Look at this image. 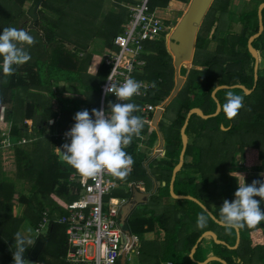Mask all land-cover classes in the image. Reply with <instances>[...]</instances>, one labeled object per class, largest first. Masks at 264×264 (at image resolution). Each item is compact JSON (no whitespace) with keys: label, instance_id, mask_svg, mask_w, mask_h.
<instances>
[{"label":"trees","instance_id":"1","mask_svg":"<svg viewBox=\"0 0 264 264\" xmlns=\"http://www.w3.org/2000/svg\"><path fill=\"white\" fill-rule=\"evenodd\" d=\"M33 1L37 0H0V34L5 27H16L29 32L35 39L34 45H25L31 55L30 61L22 66H14L15 72L8 77L0 70V109L3 113L0 116V128L9 125L7 133L0 135V146L8 138L15 155L12 178L4 174L0 165V264H13L11 248L15 234L21 233L22 221L26 219L35 229L42 221L44 212L50 218L45 227L46 232L33 239L34 242L38 239L43 241L44 245L36 257L30 255V247L25 258L34 264H65L62 260L66 241L64 226L55 221V218L56 214L66 213L65 205L76 196L80 176L74 168L67 169L66 162L59 159L56 146H60L63 151V144L69 141L63 140L62 134L57 135L54 131L66 129V121L74 119L75 114L83 109L77 104L82 99L78 97L79 99L74 100L64 96L59 85L61 80L77 81L85 91L83 97L93 91L101 93L100 85L109 71L102 60L95 74L87 73L91 54L87 51L89 33L86 30L89 21L83 17L84 9L82 12L78 11V19L73 22L78 25L75 27L70 22L68 26L66 9L72 0H56L60 7L54 6V0H42L37 9L38 18L33 27L29 28V24H23L21 20L28 16V5ZM169 1L149 0V7L151 10L156 6L165 7ZM263 1H246L250 5L236 13L241 23L238 33L229 29L232 21L225 16L231 13L229 5L232 0L212 1L199 26L194 45L192 64L201 68L186 71L184 67H180V73L186 75V79L172 97L179 101L176 117L165 134L161 129L162 121L158 123L164 135V156L159 160H152L153 163H149L150 172H146L142 165L145 153H136L140 137H134L125 149L134 159L131 172L126 178H141L145 182L146 191H149L144 207L134 212V226L142 233L153 231L154 226L158 225V232H164L163 239L158 237L152 241H144L141 253L147 262L199 264L210 254L220 257L225 263L211 260L206 264H237V260L242 264H264V221L238 230L239 243L236 247H233L237 239L236 230L228 231L218 222L224 200L233 201L238 190L228 173V166L235 153H240L242 162L250 161L253 164V172L245 178L246 183L264 180V176L260 175L264 173V7L261 11L263 30L251 42L259 58L255 84L254 57L247 46L248 38L258 30L257 10ZM126 3L134 1L114 0L120 11L116 15H108L100 29L104 44L110 48L114 47L112 40L115 35L124 30L119 17L124 14V21L128 18L129 12L123 7ZM47 11L55 13L57 18L49 17ZM215 23L213 35L209 39V31ZM70 29L74 30L75 37L69 33ZM220 30L225 31L223 37H218ZM212 42L215 44L214 48L210 47ZM143 48L148 50L144 59V73L134 75L150 82L155 81L156 88L152 89L146 101L157 104L169 96L174 87L172 56L165 46L164 38L158 41L148 40ZM199 53L206 54L203 62L198 59ZM189 61L190 59L184 60L183 64ZM222 84H241L250 89V92L246 93L239 87L219 89L215 92L220 103V110L216 115L207 118L195 112L190 115L185 128L189 138L183 163L175 174L173 190L176 194L190 195L198 202L175 198L173 203L165 204L164 195L171 197L169 182L182 147L180 128L185 117L192 108H199L205 115L214 113L217 103L211 92ZM229 90L243 96L244 104L232 119L226 117L221 107ZM132 103L141 106L137 101ZM37 109L40 111L37 112ZM134 114L139 115L138 112ZM27 121H30V126ZM147 129L145 124L141 134L146 133ZM156 137V132L152 131L147 145H152ZM21 139L33 141L24 146L22 144L26 142L20 144ZM29 145L31 147L26 149ZM6 160L7 156H4V161ZM183 168L189 170L184 176L180 173ZM150 176L160 184L153 187ZM20 181L21 190L18 187ZM162 181H165L163 186ZM26 187L27 193L24 192ZM161 188L166 189V194ZM156 190L160 193H155ZM17 203L24 205L23 216L20 215L22 217L15 214L14 207ZM205 207L208 222L204 228H199L197 217L204 212ZM261 207L264 209V201H261ZM144 225L147 227L144 228ZM206 230L216 232L217 239L223 242H216L209 237L212 248L205 251L201 246L202 238L190 257L192 247ZM149 243H153L151 250L146 246ZM47 245H50L49 249ZM147 262L145 263L150 264Z\"/></svg>","mask_w":264,"mask_h":264},{"label":"clouds","instance_id":"2","mask_svg":"<svg viewBox=\"0 0 264 264\" xmlns=\"http://www.w3.org/2000/svg\"><path fill=\"white\" fill-rule=\"evenodd\" d=\"M34 43V37L24 29L16 27L3 29L0 34L2 58L0 70L5 77L15 72L14 66H22L31 60L25 45L32 46ZM116 69L117 62L107 77L109 84L105 87V94H115L117 101L122 103L110 101L107 111L95 108L91 113L87 109L78 111L74 116L75 124L65 133L71 142L63 144V151L57 148L62 160L82 177L95 178L106 171L116 178L124 179L130 174L134 164L133 157L125 149L132 143L134 137H140L146 122L141 116L134 114L141 111L140 106L126 101H131L134 96L140 94L142 87L146 90L149 85L131 77H126L122 83L117 84L114 82ZM150 86L156 88L155 81ZM221 107L226 117L232 119L244 107L243 96L229 90ZM231 175L238 179L239 187L234 194L235 200L230 202L225 199L220 207V223L226 230L232 231L245 226L252 227L264 221V209L261 207V201H264V180H254L248 184L243 175L237 172H232ZM260 175L264 176V173ZM206 213L205 207L204 212L198 214L199 228L207 225ZM36 241L17 232L11 248L13 264H30L25 258V253ZM237 264L242 262L237 260Z\"/></svg>","mask_w":264,"mask_h":264},{"label":"built area","instance_id":"3","mask_svg":"<svg viewBox=\"0 0 264 264\" xmlns=\"http://www.w3.org/2000/svg\"><path fill=\"white\" fill-rule=\"evenodd\" d=\"M129 11V19L124 25L123 32L115 35L112 40L114 47L107 49L103 61L109 69L107 77L117 62L115 83L120 84L126 77H131L149 85L146 90L142 87L140 94L131 100L142 101L140 113L145 122L151 123L150 113L153 114L157 109L163 110L166 106L165 98L157 104L147 102L145 99L150 96L153 89L150 86L152 82L140 79L134 73L141 72L146 64L142 56L144 43L148 40H157L161 34L167 33L170 26L150 9L149 0L136 2L129 6ZM107 77L100 85L102 95L100 109H103L105 87L109 84ZM65 133L62 134V139L70 143ZM79 176L80 186L75 190L76 196L65 205L66 213L55 218V221L64 226L66 237L64 262L120 264L122 253L126 257L128 253L134 251L137 239L126 232L120 224V210L129 201L130 195L114 196L113 191L120 185L129 188L134 186L142 191L145 188L144 183L142 181L126 183L106 171L95 178L82 177L80 174ZM46 217L47 214L44 212L42 221L35 228L38 234L48 226L49 221Z\"/></svg>","mask_w":264,"mask_h":264},{"label":"rangeland","instance_id":"4","mask_svg":"<svg viewBox=\"0 0 264 264\" xmlns=\"http://www.w3.org/2000/svg\"><path fill=\"white\" fill-rule=\"evenodd\" d=\"M56 0H54L55 2ZM77 1V2H76ZM72 0L67 9H66V14H67V23H68V26L70 25V21L73 20V19H77L76 17V13L73 11V8L74 7H84L83 6V2L84 0ZM86 1V0H85ZM141 0H135V3L136 2H140ZM190 1V0H189ZM246 1H249V0H232V3H230L229 5V10H231V13H228L226 14V19H230L232 21V24H231V27H229V29L234 32V33H238L239 30H240V27H241V23L239 22V18H238V14L236 13H239L242 9H246L248 5L250 4H247ZM103 4H104V0H102ZM32 2L29 3L28 7L30 6ZM189 3V2H188ZM188 3H182L180 4L179 6V9L177 11V14L176 15H173V16H165V14L167 13V10L164 9V7H160V6H156L154 9V12L157 11V13L159 15H161V17H165L170 20H173L176 22L178 20V18L182 16V12L184 11L185 7L187 6ZM114 4V3H112ZM54 6H58L60 7V4L59 3H56L54 4ZM105 6H108L107 4H104V7ZM253 6V5H252ZM114 7L117 8L118 6L116 4H114ZM84 12H83V15H85L84 17H86L89 9L84 7ZM106 9V8H105ZM209 9V8H208ZM208 11V10H207ZM86 13V14H85ZM164 13V14H163ZM236 14V15H233ZM47 15H49V17H52V18H57V15L51 11H47L46 12ZM106 15V16H105ZM181 15V16H180ZM105 16V18L108 16V13H100L99 17L100 18H103ZM158 16V15H157ZM159 17V16H158ZM160 17V18H161ZM162 17V18H163ZM104 18V19H105ZM179 18V20H180ZM178 20V21H179ZM127 19L124 21L126 22ZM30 22V18L27 16V17H24L22 20H21V23L23 24H29ZM202 23V22H201ZM97 24H99L97 22ZM73 26H77L78 24H72ZM201 25V24H200ZM62 27H65L64 25L61 24ZM176 26V25H175ZM216 26V23L213 25V27L210 29L209 31V39L211 37V35H213V31H214V27ZM223 26V25H222ZM84 27V26H83ZM73 29H70L69 33L72 34L71 36L72 37H75L73 35ZM87 31V30H86ZM92 34V33H91ZM165 34V33H163ZM163 34H161L158 38V39H162L163 38ZM225 34V31L224 30H220V32L218 33V37H223V35ZM169 35L166 36V40L164 39L165 41V46L167 48V50L169 51ZM156 40V41H157ZM66 45H68V43H66ZM214 43L212 42L210 44V47L211 48H214ZM68 47H70V45H68ZM71 48V47H70ZM194 50H195V47H194ZM170 52V51H169ZM102 53H105V50L104 52L100 50L98 51V54H102ZM257 53V52H256ZM171 54V53H170ZM200 54V53H199ZM80 56V54H79ZM172 56V55H171ZM193 58V56H192ZM206 58V54L205 53H201L199 56H198V59L199 61H202ZM192 63V59L190 60V63L188 65H185V66H181V67H184L186 71L192 69V68H198L200 69L201 67L200 66H195ZM179 75L182 76L184 78V80L186 79V75H182L179 71ZM174 80H175V74H174ZM61 84H62V87L60 86L61 90H64V91H69V93H72L74 95V92H77L79 93L83 87L80 86V84L77 82V81H71V80H61ZM64 84L66 85V87L64 86ZM54 85L56 86V84L54 83ZM77 95V94H76ZM171 95V93L169 94V96ZM212 95V94H211ZM167 96L164 100V103H168L165 108H164V111L162 112V115H161V119L162 120V126H161V129L162 131L164 132V134L167 132V130L169 129V127L172 125V122L173 120L175 119L176 117V113L178 111V105H179V101L177 98H172V97H169ZM170 98H172L170 100ZM84 102H77L78 104V107H80L81 109H87L89 110V112L91 113V110L92 109H98L99 108V102L97 101L96 99V94H95V91L92 92L91 94V98H85V99H82ZM170 100V101H169ZM118 102L117 101V98L115 96H113L112 94H107L104 98V102H103V109L104 110H108V104L109 102ZM76 103V101H73ZM81 104V105H80ZM7 107H9V105H7ZM40 110L37 109V112H39ZM0 116H3V113H2V109H0ZM36 116L38 117V114L36 113ZM27 123L29 124V126L31 125L30 121H27ZM4 124V123H3ZM5 125V124H4ZM3 126V125H2ZM7 132L8 131V128H0V135L3 133V132ZM24 146H27L28 144L25 143V144H22ZM160 154H163L162 150H160ZM186 159V158H185ZM257 163V161H255ZM153 163V162H150V164ZM253 165V164H252ZM252 165L250 164V161H246V162H242L241 159H240V153H235L233 158L231 159V162L228 166V173H229V176L232 177V179L234 180V182L236 183V185L239 187V184H238V179L234 176L231 175L232 172H237L241 175L244 176V178H246L248 175H250L252 172H253V169H252ZM65 166L67 167V169H69V167H71L70 165H68L67 163L65 164ZM153 169V166L151 167ZM174 168V167H173ZM15 171V170H14ZM180 173H182V175L184 176L185 174L189 173V170L188 169H182L180 170ZM6 175V174H5ZM14 176V173L12 174ZM7 176V175H6ZM143 176V175H141ZM22 181H20L18 184V187H19V190H21V183ZM162 183V182H161ZM159 185V184H158ZM163 186V185H162ZM162 189V188H161ZM131 189L129 187H127L126 185L123 186V185H120L118 186L117 188H115V190L113 191V195L114 196H122V195H129V191ZM164 191V194H166V189H162ZM177 190V187L176 189ZM179 190V189H178ZM162 191V192H163ZM24 192H28V187H26V190H24ZM155 193H160L159 190H156ZM169 194L171 197H169L168 195H164V198L163 200L165 201V204H170V203H173L174 202V199L170 193V190H169ZM187 195V194H186ZM232 200L234 201L235 200V196L232 198ZM183 202H180V204H182ZM185 203V202H184ZM143 208L144 205H141L140 206L138 205L137 206V209L135 211H138L139 209ZM14 211H15V214L20 216L22 215L23 216V212H24V205L21 204V203H17L16 204V207H14ZM135 211H133L127 218L126 220V223H125V228H129V230L131 231V233L135 236L138 237V242H137V245L135 246V249L134 251L128 253L125 257V264H146L145 262H147L145 259L142 258V253H141V247L142 245L144 244V241L147 240L146 238H144V234L141 233V232H138L140 231L139 230H136V227L134 226V222H133V219H134V216H135ZM47 212V211H46ZM20 216V217H22ZM49 215L47 214V221L50 220V218L48 217ZM49 218V219H48ZM220 224V223H219ZM123 226V228H124ZM124 228V229H125ZM218 228V227H216ZM20 230H21V233L23 235H26V236H30V238L32 239H35L36 236H38V232H36V230H34L32 228V226L30 225V223L24 219L21 223V226H20ZM154 232H155V238H158L159 237V226L158 225H155L154 228H153ZM206 231H212V230H206ZM46 231L43 230L41 233H45ZM205 232V231H204ZM214 232V231H212ZM130 233V232H129ZM215 235H216V232H214ZM201 236V235H200ZM199 236V237H200ZM211 237L210 235H205L203 236L202 238L203 241L201 243V246L205 249V251H208V250H211V246H210V241L208 240V238ZM155 238H153L152 240H154ZM216 238H217V235H216ZM219 240V239H218ZM146 246L150 247L149 250L153 249V243H149L147 244ZM47 248L49 249L50 248V245H47ZM193 248V247H192ZM138 251V252H137ZM191 252V251H190ZM190 254V253H189ZM190 256V255H189ZM208 256H211L210 254H208ZM207 256V257H208ZM206 257V258H207ZM129 258V259H128ZM52 260H55L54 258H51ZM64 260V259H62ZM205 260V259H204ZM201 262V261H200ZM65 263V262H64ZM147 263H150V262H147ZM30 264H33L32 262H30ZM152 264V263H150ZM162 264H171L170 261L166 262H162Z\"/></svg>","mask_w":264,"mask_h":264},{"label":"water","instance_id":"5","mask_svg":"<svg viewBox=\"0 0 264 264\" xmlns=\"http://www.w3.org/2000/svg\"><path fill=\"white\" fill-rule=\"evenodd\" d=\"M41 1L42 0H37L36 2L33 1L27 10V15L30 18L29 28L33 27L34 22L38 18L37 9L39 8ZM212 1L213 0H190L188 3L186 11L183 13L182 17L177 22L176 26L172 29V31L169 35L170 36L169 51L172 55V64H173L174 71H175V85H174L172 92H171L172 97L176 95L180 86L184 82V78L179 75L180 67L183 66L184 60H188V59L191 60L192 59V56L194 53V45H195V41H196V34H197L199 26L203 20V17L206 14L208 8L210 7ZM263 7H264V1L259 4L258 10H257L258 30L256 33L252 34L248 38V42H247L248 49L250 50V52L252 53V55L254 57V68H253L254 84H255V81L257 78V68H258L259 58H258V55L256 53V50L252 47L251 42L263 30L262 13H261ZM254 84H253V86H254ZM235 87H239L241 89H244L246 93L250 92V89H246L241 84L218 85L211 92L212 96L214 97V99L217 103V107H216V110L214 113L205 115V114H203V112L199 108H192L188 111V113L185 117L184 123L180 128L182 147H181V151L179 153L178 163L172 169V174H171V178H170V182H169V190H170V193H171L173 198H176V199L185 198V199L195 200L196 202H198L197 199L193 198L190 195L176 194L173 190V182L175 179L176 171L182 165L183 160H184L183 156H184V151H185L186 144H187V136L185 133V128H186V125H187V122H188L190 115L193 112L197 113L198 115H200L203 118H207V117L216 115L220 110V103L218 102V100L215 97V92L219 89H222V88H235ZM160 112H161V109H157L156 114L154 116V118H155L154 120H156V118L159 116ZM57 148L61 149L60 146H58ZM56 152H57V155L59 156V159L62 160V157L59 154L58 150ZM148 196H149V193L140 192L134 186H132L129 201L120 210V224H121V226L125 225L128 216L133 212V210L135 209V207L138 204L145 203ZM218 222L220 223V221H218ZM124 230L126 232H129L128 228H125ZM236 232H237V239H236V242H235L233 247H236L237 244L239 243L238 230H236ZM205 235H210L216 242H219V243L223 242V241L218 240L216 238V235L214 232L205 231L197 239L196 243L194 244L193 248L191 249V252L189 254L190 257H192L193 252H194L196 246L198 245V242ZM43 245H44L43 241L38 239L36 241L35 245L32 247L30 255L33 257H36L40 253ZM211 260H219V261L225 263L220 257L211 255V256H208L207 258H205V260L199 262V264H206L207 262H209ZM120 264H125L124 253H122V255L120 257Z\"/></svg>","mask_w":264,"mask_h":264},{"label":"crops","instance_id":"6","mask_svg":"<svg viewBox=\"0 0 264 264\" xmlns=\"http://www.w3.org/2000/svg\"><path fill=\"white\" fill-rule=\"evenodd\" d=\"M133 1H134V3H126V4L123 5V7L126 8V10H128V12H130L129 11V6L135 4V0H133ZM112 3H114V0H104V4H107L108 5V6H105L104 7V4H103L102 0H86V1L84 0V2H83V6L89 9L86 17H84L85 15L83 16L86 21H89L88 22V26H87V32L89 33V39L86 41V44H87V51H88V53L91 54V59H90V63L88 64V69H87V73L88 74H92L93 75V74H95L97 72V69H98L101 61L105 57V54H106L107 49L110 48L109 46H106L104 44V40L100 36V34H102V31H100V29L103 27V23L107 19L108 16L105 18V16H106L105 15L103 18H100L99 15H100V13H104V12L105 13H108V15H110V14H114V15L118 14L119 11H120V8H118V7L115 8L114 7V4H112ZM182 3H184V2L179 1V0H170L168 2V4L164 7V9L167 10V13L165 14V16H169L170 17V16H173V15H176L177 14V11L179 9V6ZM187 6H188V4H187ZM187 6L185 7L184 11L182 12V15L186 11ZM84 7H82V8L81 7H79V8L78 7L77 8L74 7L73 8V11L78 16L79 15L78 11L81 10V12H82V10H83ZM155 14L158 15L159 17H161V15H159L157 13V11H155ZM162 17H161V19L167 25L170 26V28L167 31V33L164 34V36H163V38L166 40V36L167 35H170L172 29L175 27V25L177 24V22H178V20H179L180 17L178 18V20L176 22L174 21V19L173 20H170V19H168V17L167 18H165V17L162 18ZM119 18L122 19L121 27L123 28L124 25H125V23L129 19V13H128V18H127V21L126 22H124V14H121ZM77 19H73L70 22L73 23V22H75L74 20H77ZM97 22L99 24H97ZM73 24H76V23H73ZM158 40H161V39H158ZM99 50H100V52L101 51L104 52V50H105V53L98 54V51ZM147 53H148V50H144L143 51V57H144V59H145V56L147 55ZM189 63H190V61L187 64H185V65H188ZM185 65H183V66H185ZM142 73H144V68L138 74H142ZM174 74H175V71H174ZM61 83L62 82L60 81V85L59 86L62 87V84ZM64 86L66 87L65 84H64ZM62 92H63V95L64 96L69 97L71 99L73 98L74 100H76V98H78V97L81 98V99H85L87 97L91 98V94H92V92H90V94L87 93V96L83 97L84 94H85V91H84L83 88H82V90L79 93L74 92V95L72 93H69V91L62 90ZM95 94H96V99L99 102V108L98 109H100V105H101V101H102V95H101V93H99L97 91L95 92ZM169 97H172V96L170 95ZM170 100H171V98H170ZM81 101L84 102L83 100H81ZM126 102H130V101H126ZM131 102H136V101H132L131 100ZM137 103H140V105H141L142 101L139 100V101H137ZM70 105H72V103H70ZM164 108H163V110H161V112H160L159 116L156 118V120H154L155 119L154 116H155L157 110L153 114L150 113L151 123H147V122L145 123L148 126L147 132L146 133H142L140 135V140L137 142L136 153H138V152L143 153V154L145 153V156H146L142 160L143 161L142 165H143V167H144V169H145L146 172H150L149 171V169H150L149 168V163L152 160H156V159L159 160V159H161L164 156V153H165V149H164V144H165L164 135L160 131V128H159V125H158L159 121H162L160 119H161L162 112L164 111ZM138 114H139L138 116H141L143 118V116L141 115L140 112H138ZM66 122H68V124L66 125V129H64L62 131H56L55 130L54 133L57 134V135L63 134L66 131H68L75 124V120L74 119H69ZM8 127H9V125L8 126H4V128H8ZM29 131H30V129H29ZM152 131H155L156 132L157 137H156V140L153 142V144L148 146L147 145V141L149 140V136H150V133ZM5 132H3V133L6 134L7 132L6 133ZM46 132H48V131H46ZM186 136H187V141H188V138H189L188 134H186ZM29 141L32 142L33 140L32 139H28L26 141L25 139H21L20 140V144L21 143H25V142L28 144ZM30 147H31V145H29V147H25V148L27 149V148H30ZM57 147L58 146H56L55 151H57ZM160 150H162L163 154H160ZM4 156H7V160L6 161H4ZM0 165H1V170L4 171V174H6L7 177H11L12 178L13 177L12 174L14 173V170H15V155H14V151H13L12 145L8 142V138L4 139L2 141L1 146H0ZM150 177H151V180L153 182V187L155 186V184H157V185L160 184L159 182H157L155 180V178L153 176H150ZM122 180H123V182H126V183L127 182H132V181H142L144 183V187H145L144 190H142V191L143 192H146V193L149 192V191L148 192L146 191L145 182L141 178H135V177L132 178V177H130V178H124ZM161 184L164 185L165 184V181H162ZM153 187H152V189H154ZM152 189L150 191H152ZM138 191L142 192L141 190H138ZM130 194H131V190L129 191V195ZM129 195H122V196H129ZM147 200H148V197H147L146 201ZM146 201H145V203H146ZM145 203H141V205H144ZM138 205L140 206V204H138ZM137 206L135 207V209L133 211H135L137 209ZM140 209H141V207H140ZM140 209L138 211H140ZM57 216H59V215L56 214V217ZM146 227L147 226L144 225V228H146ZM129 232H130V234L133 237H135L137 239V242H138V237L135 236V235H133L130 230H129ZM142 233L144 234V238H146L148 241H152V239L155 238V232H154V230L153 231H150L149 230V231H145V232H142ZM163 237H164V232L161 230L160 233H159V238L160 239H163Z\"/></svg>","mask_w":264,"mask_h":264},{"label":"flooded vegetation","instance_id":"7","mask_svg":"<svg viewBox=\"0 0 264 264\" xmlns=\"http://www.w3.org/2000/svg\"><path fill=\"white\" fill-rule=\"evenodd\" d=\"M184 81H185V80H184ZM183 83H184V82H183ZM183 83H182V85H183ZM174 85H175V81H174ZM182 85H181V86H182ZM181 86H180V88H181ZM180 88H179V89H180ZM171 92H172V91H171Z\"/></svg>","mask_w":264,"mask_h":264},{"label":"bare ground","instance_id":"8","mask_svg":"<svg viewBox=\"0 0 264 264\" xmlns=\"http://www.w3.org/2000/svg\"><path fill=\"white\" fill-rule=\"evenodd\" d=\"M35 230V229H34Z\"/></svg>","mask_w":264,"mask_h":264}]
</instances>
